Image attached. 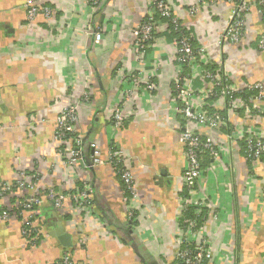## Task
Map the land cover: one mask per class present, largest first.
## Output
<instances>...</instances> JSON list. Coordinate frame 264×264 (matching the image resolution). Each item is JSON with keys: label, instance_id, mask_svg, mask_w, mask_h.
I'll list each match as a JSON object with an SVG mask.
<instances>
[{"label": "crops", "instance_id": "crops-1", "mask_svg": "<svg viewBox=\"0 0 264 264\" xmlns=\"http://www.w3.org/2000/svg\"><path fill=\"white\" fill-rule=\"evenodd\" d=\"M24 2L0 0V182H12L24 172L40 175L42 193L68 191L54 141L55 119L61 108L77 104L85 162L91 143L104 155L110 142L122 150L140 205L130 230L118 175L110 167L80 171L74 186L91 185L94 214L86 220L70 203L57 210L42 194L31 236L35 246L25 243L19 219L0 222V264H59L67 255L73 264H177L184 155L171 110L170 83L179 68L173 62L174 36L162 28L136 59L131 32L147 16L149 0H103L94 14L85 0H52L58 11L51 27L40 19L28 26ZM188 5L189 0H172L183 33L196 43H212L229 21L231 6L204 4L191 15ZM245 26L238 45L222 47L223 57L241 82L264 86V50L258 48L264 23L256 7L247 13ZM92 32L102 34L100 44H94ZM220 51L211 49L217 61ZM88 65L94 71L90 76ZM130 74L139 85L117 133L103 111L133 87ZM242 123L264 129V116ZM238 151L233 145L221 168L207 169L195 192L210 207L204 210L208 218L202 234L213 247L212 264H264L263 169L253 171ZM20 198L16 193L3 203L14 207ZM207 209L214 210L215 219Z\"/></svg>", "mask_w": 264, "mask_h": 264}, {"label": "built area", "instance_id": "built-area-1", "mask_svg": "<svg viewBox=\"0 0 264 264\" xmlns=\"http://www.w3.org/2000/svg\"><path fill=\"white\" fill-rule=\"evenodd\" d=\"M221 1L231 6L230 18L220 30L216 39L210 42L196 43L183 33L179 18L174 14L172 0H149L147 16L131 32L134 56L140 59L144 51L155 41L162 28L174 36L173 62L179 68L172 77L170 92L173 117L177 119L178 142L183 148L184 170L180 178L178 197V217L180 224L175 236L174 261L181 264H212L213 247L209 239L202 234L208 218L207 200L195 197V192L207 169L221 168L224 156L236 145L246 162L258 171L263 169L261 189L264 190V129L243 126V118L258 121L264 116V86L261 82L243 83L237 75L229 73L223 57L225 45L236 46L246 32V15L256 7L264 23V0H189V14L194 15L204 4L215 6ZM94 14L103 0H85ZM25 22L34 25L38 19L48 27L54 24L58 9L52 0H25ZM94 44H100L102 34L92 32ZM221 47L216 56L211 49ZM258 48L264 50V36L258 42ZM89 76L94 73L88 65ZM151 76V75H150ZM132 86L123 92L121 101L114 107L104 109L105 120L114 132L121 131L128 115L126 106H130L133 91L139 85V78L128 77ZM197 83V84H195ZM153 90L152 85H148ZM83 101H89V94L83 92ZM78 105L70 104L61 108L55 119L54 141L63 172L62 182L68 191L56 193L46 190L44 197L55 209L70 203L88 220L95 210L91 198V185L85 181L82 189L78 187L79 172L87 174L96 167H110L119 177L123 188V203L126 206L128 227L133 229L137 223L136 210L140 205L135 191L134 177L127 167L124 152L111 142L104 155L96 143H91L89 162H85L82 152V138L78 133ZM224 139V144L221 138ZM205 161H207L206 164ZM90 163V164H88ZM40 175L30 177L22 172L12 182H0V222L12 217L21 223L20 233L28 246H35L31 237L36 233V208L41 200ZM76 183V184H75ZM27 192V195H24ZM20 193L17 206H6L4 200ZM23 194V195H22ZM10 207V208H9ZM192 208L193 217L186 218V212ZM207 209V211H209ZM215 219L214 210L209 211ZM162 263V262H161ZM59 264H73L70 256H64ZM162 264H165L164 262Z\"/></svg>", "mask_w": 264, "mask_h": 264}, {"label": "trees", "instance_id": "trees-1", "mask_svg": "<svg viewBox=\"0 0 264 264\" xmlns=\"http://www.w3.org/2000/svg\"><path fill=\"white\" fill-rule=\"evenodd\" d=\"M175 35H176V34H175ZM175 35H174V36H175ZM206 163H207V161H205L204 164H206ZM79 189H82V187H79ZM42 194H46V191L43 192ZM185 215H186V218H192V217H193L192 208L188 209ZM175 262H176V261H175ZM176 263H177V264H181V263H179V262H176Z\"/></svg>", "mask_w": 264, "mask_h": 264}, {"label": "water", "instance_id": "water-1", "mask_svg": "<svg viewBox=\"0 0 264 264\" xmlns=\"http://www.w3.org/2000/svg\"><path fill=\"white\" fill-rule=\"evenodd\" d=\"M88 164H90V163H88Z\"/></svg>", "mask_w": 264, "mask_h": 264}]
</instances>
